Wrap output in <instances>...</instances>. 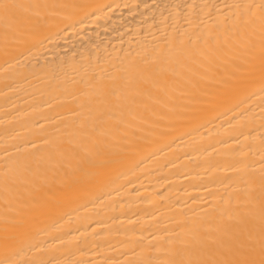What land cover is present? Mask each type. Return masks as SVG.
Returning <instances> with one entry per match:
<instances>
[{
	"label": "bare ground",
	"instance_id": "1",
	"mask_svg": "<svg viewBox=\"0 0 264 264\" xmlns=\"http://www.w3.org/2000/svg\"><path fill=\"white\" fill-rule=\"evenodd\" d=\"M0 264H264V0H0Z\"/></svg>",
	"mask_w": 264,
	"mask_h": 264
}]
</instances>
